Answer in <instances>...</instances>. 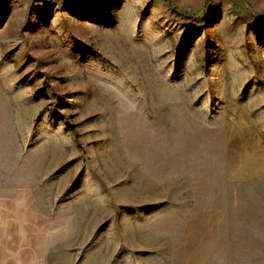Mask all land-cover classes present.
Listing matches in <instances>:
<instances>
[{"label":"rangeland","instance_id":"374dc122","mask_svg":"<svg viewBox=\"0 0 264 264\" xmlns=\"http://www.w3.org/2000/svg\"><path fill=\"white\" fill-rule=\"evenodd\" d=\"M246 123L264 0H0V194L69 220L72 264H178L208 141ZM236 225L215 264H264L260 222Z\"/></svg>","mask_w":264,"mask_h":264},{"label":"crops","instance_id":"0c3cea01","mask_svg":"<svg viewBox=\"0 0 264 264\" xmlns=\"http://www.w3.org/2000/svg\"><path fill=\"white\" fill-rule=\"evenodd\" d=\"M241 128L242 134L224 129L218 141H208L219 149L218 164L204 178L211 184L208 191L201 189L208 199L196 192L199 198L186 220L178 264L228 259L221 249L227 229L237 223L252 227L260 222L264 228V129L248 123ZM228 188L239 190L238 196L228 195ZM71 224L38 209L29 193L0 194V264H72L71 252H58L72 239ZM60 260L64 262L57 263Z\"/></svg>","mask_w":264,"mask_h":264}]
</instances>
